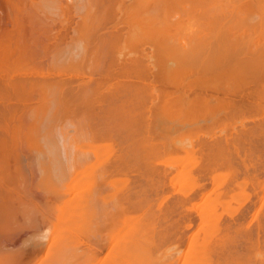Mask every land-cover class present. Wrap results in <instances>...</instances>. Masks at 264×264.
Returning <instances> with one entry per match:
<instances>
[{"label": "bare ground", "instance_id": "6f19581e", "mask_svg": "<svg viewBox=\"0 0 264 264\" xmlns=\"http://www.w3.org/2000/svg\"><path fill=\"white\" fill-rule=\"evenodd\" d=\"M94 1L0 0V264H264V0Z\"/></svg>", "mask_w": 264, "mask_h": 264}, {"label": "rangeland", "instance_id": "374dc122", "mask_svg": "<svg viewBox=\"0 0 264 264\" xmlns=\"http://www.w3.org/2000/svg\"><path fill=\"white\" fill-rule=\"evenodd\" d=\"M93 1H94V0H93ZM125 1H126V0H125ZM116 2H117V1H116ZM116 2H114L113 0H100V2H99V6H102V7H103V8H101V9H104V6H105V9H104V10L106 11V10L109 9V10L106 11V12H108V13L111 12V14H113V12L116 13V11H115V9H114L113 7H111V6H116ZM127 3H129L128 0H127ZM102 4H104V5H102ZM105 4L108 5V8L106 7ZM117 4H118V3H117ZM93 5H95V1L93 2ZM110 10H112L113 12L110 11ZM116 10H117V7H116ZM100 11H101V10H100ZM105 11H103V12H105ZM114 16H115V15H114ZM105 19H106V20H105ZM103 20H104L105 22H103ZM103 20H102L101 24L103 25V24L106 23L105 25H103V27H102V26L100 27L101 24L99 23V24H97L99 27H98L97 25H95L94 27H95L96 29H95V28L93 29V33H94V34H95V33H97V34L100 33V37H101V34L104 33V32L102 31L103 28H104V29H103L104 31H106V30L109 31V28H110V26L112 25L111 22H112L113 19H112V17H106V18L104 17ZM115 21H116V20H115ZM109 22H110V23H109ZM120 22H122V20H121ZM96 23H97V21H96ZM107 23H108V26H107ZM109 24H110V25H109ZM96 26H97V27H96ZM104 26H106V27H104ZM107 27H108V29H105V28H107ZM97 28H98V29H97ZM100 28H102V29H101V32H100ZM96 30H99V32L96 31ZM108 31H106V32H108ZM110 31H111V29H110ZM111 32H112V31H111ZM95 35H96V34H95ZM102 35H103V34H102ZM105 36L108 37V35H105ZM103 41H104V36L101 37V42H102V44H101V42H99V44H100L101 47L103 46ZM101 51H102V48H101ZM103 56H104V55H102V58H103ZM104 59H105V57H104ZM104 59H103V60H104ZM101 60H102V59H101ZM93 69H94V68H93ZM97 69H98V68H97ZM94 70H95V69H94ZM98 70H99V69H98ZM92 74H94V73H92ZM92 74H91V75H92ZM94 76H96L97 78L99 77L97 74H96V75H95V74L92 75V77H94ZM96 77H95V78H96ZM194 168H195V166L193 165V166H192V170H194ZM173 187H175V189L177 190V187H179V185H178L177 187H176V186H173ZM179 188H180V187H179ZM173 190H174V188H173ZM173 190H172V191H173ZM178 190H179V189H178ZM178 190H177V191H178ZM250 191H251V190H250ZM178 192H179V191H178ZM175 193H176V191H173L172 194H174V195L178 194V193H176V194H175ZM20 249H21V248H20ZM20 249H19V251H20ZM17 252H18V251H17Z\"/></svg>", "mask_w": 264, "mask_h": 264}]
</instances>
